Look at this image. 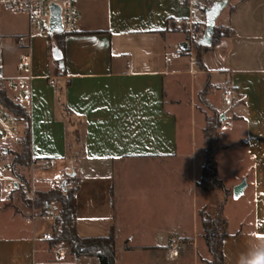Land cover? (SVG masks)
I'll return each mask as SVG.
<instances>
[{
    "label": "crops",
    "instance_id": "0c3cea01",
    "mask_svg": "<svg viewBox=\"0 0 264 264\" xmlns=\"http://www.w3.org/2000/svg\"><path fill=\"white\" fill-rule=\"evenodd\" d=\"M217 1L79 0L78 32L64 36L62 75L53 73L48 36L32 35V96L23 107L36 166L27 185L36 192L58 185L76 191L77 235L112 230L115 264L210 260L199 212L216 208L221 192L196 185L207 148V114L198 99L205 87L211 114L224 116L213 140L217 178L229 191L223 264H240L253 245L264 244V0H227L215 27L229 35L209 49L186 51V34L173 24L193 14L205 28L204 12ZM29 32L25 16L0 11L4 49L17 59L16 39ZM178 49L186 53L166 63L163 57ZM1 76L16 78V65L6 74L1 69ZM226 81L234 92L230 107L215 89ZM45 160L57 169L36 178ZM5 163L11 162L0 158V166ZM242 182V194L234 197ZM5 199L0 191V264H99L72 256L66 244L50 247L41 237L51 234L52 223L44 216L32 220L19 194L4 208ZM60 210L52 202L47 214ZM39 220H47V228ZM173 242L181 253L168 260Z\"/></svg>",
    "mask_w": 264,
    "mask_h": 264
},
{
    "label": "trees",
    "instance_id": "16d2710c",
    "mask_svg": "<svg viewBox=\"0 0 264 264\" xmlns=\"http://www.w3.org/2000/svg\"><path fill=\"white\" fill-rule=\"evenodd\" d=\"M184 5H188V0H183ZM227 29L214 28L212 37V45L215 44L221 37L228 36ZM64 36L65 34L48 35L50 40L49 48L51 51L57 50L61 55V59L53 61V73L62 75L64 73ZM202 50V47H197ZM209 49V48H206ZM196 64L201 65L200 59L197 57ZM207 87H205L198 95L199 102L202 105L206 104L205 96ZM0 104L13 112L25 118L27 127L25 129V139L18 146L19 151L13 153V159L9 165L12 174L22 183L27 184L24 170L28 169L31 164V155L29 147V118L26 110L22 105L16 104L7 94L6 90L0 83ZM68 117V112H66ZM221 115L213 112L211 118H206V125L203 130V136L207 143V148L204 154V164L200 171V177L196 183L197 187L203 192L220 191L221 198L216 206V211L213 215H209L206 208L199 212L201 226L203 230V240L207 251L210 255V260L206 264H223V241L227 238V221L223 215V207L229 196V191L225 189L223 184L217 178V162L215 158V148L213 140L216 130L220 127ZM77 130L72 131V135L77 140ZM20 197L24 198V193H19ZM52 202H57L61 206L59 215L52 223L50 247L58 244H66L72 256L79 257H95L99 264H115V238L113 231L107 236L81 238L77 235L75 228L74 206L70 200H64L60 190H50L48 192H36L34 200V209L39 215L44 216ZM29 203V202H28Z\"/></svg>",
    "mask_w": 264,
    "mask_h": 264
},
{
    "label": "built area",
    "instance_id": "2783aa9c",
    "mask_svg": "<svg viewBox=\"0 0 264 264\" xmlns=\"http://www.w3.org/2000/svg\"><path fill=\"white\" fill-rule=\"evenodd\" d=\"M79 0H0V11H4L11 15L25 16L29 23L30 32L26 35L19 36L16 39L20 53L16 64L18 76L16 78H3L1 69L3 65L2 52L4 49L3 40L0 37V83L3 88H7L16 92V96L12 100L19 105L28 104L32 96L30 75L31 60H30V42L33 34L40 36L49 35V19L50 6L55 5L60 9V18L62 26V34L72 35L78 32L79 21ZM173 24L180 27L186 34V51L192 52L198 46V41L201 39L204 28L200 22L191 14L187 18H176ZM186 51L178 49L175 53L165 55L163 57L166 63H169L173 58L182 57ZM215 89L220 91L225 106L230 107L234 99V92L228 81L216 85ZM229 127L230 124L228 123ZM27 127L25 118L15 115L13 112L0 104V140H8L14 147L19 146L25 139V129ZM2 149L9 150L2 147ZM10 164L0 166V191L6 199H10L14 193L19 194L21 191L29 204L33 205L35 200L36 188L19 181L11 172ZM36 163L32 160L30 168L33 169ZM41 168L45 171H50L55 168V162L52 160L42 161ZM53 190H60L64 200H70L74 203L78 198V193L69 189H62L61 186H54ZM33 208V207H32ZM32 220L39 219L43 216L35 214L32 209ZM57 215L54 213L46 214L49 222L53 223ZM29 223V221H27ZM51 234L42 235L41 239L50 241ZM180 249L177 242H173L170 248L166 251L168 260H174L180 256ZM39 264V263H34Z\"/></svg>",
    "mask_w": 264,
    "mask_h": 264
},
{
    "label": "water",
    "instance_id": "95a60500",
    "mask_svg": "<svg viewBox=\"0 0 264 264\" xmlns=\"http://www.w3.org/2000/svg\"><path fill=\"white\" fill-rule=\"evenodd\" d=\"M227 0H220L214 2L208 9L204 12L205 18V28L202 34L201 39L198 41V46L202 48H209L212 45V37L214 34L215 21L219 16L220 12L225 8ZM53 34H62L61 18H60V9L52 5L50 6V19H49V35ZM52 57L55 61L61 59L59 51L56 49L52 51ZM224 120V116L221 115V121ZM4 153H7V150H3ZM245 187V182H242L233 189V196L239 197L243 188Z\"/></svg>",
    "mask_w": 264,
    "mask_h": 264
},
{
    "label": "rangeland",
    "instance_id": "374dc122",
    "mask_svg": "<svg viewBox=\"0 0 264 264\" xmlns=\"http://www.w3.org/2000/svg\"><path fill=\"white\" fill-rule=\"evenodd\" d=\"M220 29H224V28L220 27ZM16 57L17 56H14L12 51L3 49V52H2V61H3L2 69L4 70V74H6V72L12 71L13 67L17 64L18 59ZM203 106L206 109L205 113L207 114V118H211L213 116V113L211 114L212 110H211L210 106L207 103ZM213 145H214V143H213ZM3 146H4V148H7L9 150H7L6 154L5 153L0 154V158L5 159L7 162H11V160L13 159V153L19 151L18 146L14 147L8 140H0V147H3ZM238 162H240V161L237 160L236 163H238ZM29 168H30V166L28 167V170L22 171L23 172L22 174H24L25 177L27 176V174L29 172ZM55 168H56V164H55ZM235 169H236V173H239V172H241V170H243V168L240 165H237ZM51 173H52L51 170L45 171L42 169V171H40V172L37 171L35 173V177L36 178H38V177L47 178L50 175H52ZM4 201H5V202H3L4 208L11 205L10 203H7L6 199ZM23 205L26 207L29 206V208L31 210L30 211V217H32V213H33L32 209L34 208V204L31 205V204H27L25 202V203H23ZM206 211L209 215H213L216 211V208L215 207H209V208H206ZM35 214H39V213L35 211ZM37 223L41 224L43 228H47V225L49 224L47 220H39V221H37Z\"/></svg>",
    "mask_w": 264,
    "mask_h": 264
},
{
    "label": "clouds",
    "instance_id": "9594fccd",
    "mask_svg": "<svg viewBox=\"0 0 264 264\" xmlns=\"http://www.w3.org/2000/svg\"><path fill=\"white\" fill-rule=\"evenodd\" d=\"M240 264H264V244L253 245L247 254L242 255Z\"/></svg>",
    "mask_w": 264,
    "mask_h": 264
}]
</instances>
